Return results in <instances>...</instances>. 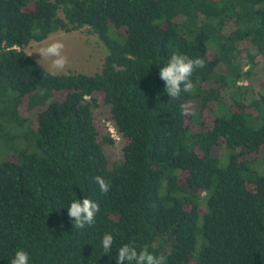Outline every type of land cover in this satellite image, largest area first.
<instances>
[{"label":"trees","instance_id":"obj_1","mask_svg":"<svg viewBox=\"0 0 264 264\" xmlns=\"http://www.w3.org/2000/svg\"><path fill=\"white\" fill-rule=\"evenodd\" d=\"M84 26L108 51L93 74L50 76L25 51ZM174 53L205 66L192 74L194 91L173 100L159 69ZM258 55L264 0H0V264L18 249L29 264H116L126 243L165 264H264ZM189 101L212 123L194 130ZM102 117L122 139L113 159ZM85 197L99 212L78 229L67 207Z\"/></svg>","mask_w":264,"mask_h":264},{"label":"clouds","instance_id":"obj_2","mask_svg":"<svg viewBox=\"0 0 264 264\" xmlns=\"http://www.w3.org/2000/svg\"><path fill=\"white\" fill-rule=\"evenodd\" d=\"M65 45L60 38H54L51 42H41L34 51L38 53L41 60L48 61V75L56 76L62 72L68 65V57L65 52ZM33 52H30V56ZM205 61L203 58H190L184 54L174 53L168 60L167 64L159 69V78L164 82V91L171 99H178L181 92L192 93L195 85L191 80L192 74L197 68H203ZM41 95L44 89H38ZM185 106L181 104L182 114ZM96 183L99 185L102 193H107L110 189V183L100 176L95 177ZM68 218L73 221V227L78 229L84 226L92 225L95 222L97 212H99V204L88 197L82 201L73 200L67 207ZM114 237L111 233H105L102 237V247L105 254H109L112 250ZM116 264H165L164 257H157L148 250L145 245L141 249H137L134 243H126L120 246L115 257ZM9 264H29V254L24 249L16 250Z\"/></svg>","mask_w":264,"mask_h":264},{"label":"rangeland","instance_id":"obj_3","mask_svg":"<svg viewBox=\"0 0 264 264\" xmlns=\"http://www.w3.org/2000/svg\"><path fill=\"white\" fill-rule=\"evenodd\" d=\"M59 15L62 16V13L59 12ZM54 38L62 39V42L65 45L64 52L68 57L67 67L58 74L67 73V72H82L86 74H93L94 72L99 71L101 69L105 56L107 55L108 51L106 49V46L100 41L98 36L95 33H93L90 30V28H88L87 26H84L81 29L74 30L71 32H65L62 30L53 32L43 41L40 42L31 41L29 45L25 48V51L28 54L30 52H33L30 56L37 62L40 59V56L38 53H35L34 51L41 44V42L44 43L51 42V40ZM241 42L242 43L238 45L239 48L242 50V54L244 53L245 50L250 51L251 44H249L247 41L246 42L241 41ZM208 55L211 59H213L216 53L211 49L208 52ZM258 56L261 57L262 62L260 63L259 66L254 68V70L255 72H257L259 81L264 83V55L263 56L258 55ZM39 64L43 66L46 70L48 69L47 60H41ZM257 83L258 81H254L253 83H251V80L248 79V80H243L241 84L252 85L253 90H259L261 89L262 83H258V84ZM223 95L224 98H228L227 94H223ZM62 96L63 93H60L57 95V98H62ZM200 109H201V105L199 104V102L189 101L187 105V112L189 113L192 111L193 113H198L197 116H195L197 119L194 121L191 120L188 123L189 125L192 126L194 130L205 128V126L211 124L213 121V113L208 108L203 109L202 112L199 113ZM21 112L23 113V115L35 118V112L27 111L25 107H23V111ZM100 122L103 123L105 127H107V130L110 132L111 137L115 141L114 144L106 146V154L108 155L109 159H113L118 155L120 151L122 139L115 130V128L112 126L110 121L102 117ZM257 155H259V157L264 156V147L261 148L260 152Z\"/></svg>","mask_w":264,"mask_h":264}]
</instances>
